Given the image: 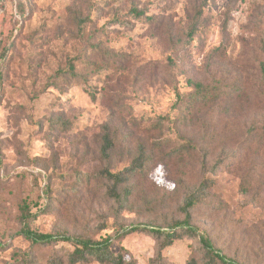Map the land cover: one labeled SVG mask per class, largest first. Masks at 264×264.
<instances>
[{
	"label": "rangeland",
	"instance_id": "obj_1",
	"mask_svg": "<svg viewBox=\"0 0 264 264\" xmlns=\"http://www.w3.org/2000/svg\"><path fill=\"white\" fill-rule=\"evenodd\" d=\"M131 7L151 19L132 18ZM263 67L264 0H0V264H70L75 244L63 237H109L136 264L200 261L195 236L162 246L151 233L124 229H168L206 175L212 186L190 210L191 223L235 264H264ZM191 80L213 92L178 125L196 152L155 161L132 196L121 186L125 201H116L111 182L94 173L127 165L140 143L156 156L174 145L172 131L154 148L159 134L143 130L158 116L189 114L175 90L192 91ZM106 125L117 142L108 160L100 155ZM250 166L257 175L245 196L240 174ZM24 201L31 228L54 241L20 233Z\"/></svg>",
	"mask_w": 264,
	"mask_h": 264
},
{
	"label": "trees",
	"instance_id": "obj_2",
	"mask_svg": "<svg viewBox=\"0 0 264 264\" xmlns=\"http://www.w3.org/2000/svg\"><path fill=\"white\" fill-rule=\"evenodd\" d=\"M128 14L132 18L137 20H150L151 17L146 15L143 10H139L137 7H131L128 10ZM115 23L129 25V22L125 19H114ZM195 31L194 27L190 28V35ZM264 71V67L262 68ZM68 73L73 74V66H69ZM192 86V91L187 93H181L177 89L175 90L176 105L184 111H189L187 115H178L171 119L168 116H158L156 121L143 130L144 132L155 135L159 134L158 137H154L151 142L156 147L165 146L169 141L170 137L165 132L172 131L177 139L174 145L168 147L166 150L161 151L158 156L154 154V149L146 150L143 144L138 145V153L132 158V160L124 165L122 168L116 171H111L108 167L102 168L95 172L99 178L105 179L111 182V186L108 188V193L115 197L116 201H125L121 195L118 194L117 190L124 186L122 192L124 196L130 197L133 194L134 189L137 188L135 182L137 179L145 180L151 173V166L155 161L168 163H175L176 160L185 161L195 153L197 148L191 138L185 136L180 132L178 125H183L189 115L192 118L197 116L199 108L206 106L207 103L212 99L213 92L205 83L201 81H189ZM91 93V91L89 92ZM191 110V111H190ZM132 121V120H131ZM134 125H140V119L132 121ZM144 129V128H143ZM100 155L104 160H108L110 151L117 146V142L111 136L110 128L106 125L102 128ZM262 166L260 165V168ZM264 171V166L259 173ZM256 166H250L249 169L240 174L239 191L247 196L253 190V178L256 176ZM84 176V175H83ZM212 181L206 175L198 186L194 189L189 190L182 200L180 210L183 213V219L173 222L168 229H161L160 227H152L148 225H135L125 228L124 232L142 231L151 233L158 238H161L162 246L170 245L174 240L181 238L184 233L189 236L196 237L199 245L202 248L203 257L199 261L197 258L191 257L187 264H235L232 260L221 254L213 245L211 238L202 233L198 232L197 227L191 223L190 210L199 202L203 195L210 190ZM33 217V213L30 210L27 202H22L20 207V233L28 238L32 243H48L54 241L57 236L52 233H42L31 228L30 222ZM183 228L185 230H183ZM64 240H72L74 242L73 250L68 254L69 263L76 264L78 262L87 263L90 260L97 261L100 264H136L133 258H128L122 250L113 251L111 249V241L109 237H105L99 240L91 239H70L69 237H63Z\"/></svg>",
	"mask_w": 264,
	"mask_h": 264
}]
</instances>
